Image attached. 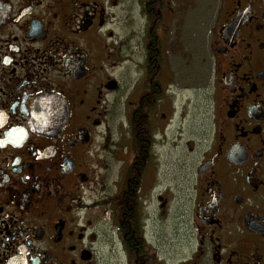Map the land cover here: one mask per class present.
I'll list each match as a JSON object with an SVG mask.
<instances>
[{"label": "flooded vegetation", "instance_id": "1", "mask_svg": "<svg viewBox=\"0 0 264 264\" xmlns=\"http://www.w3.org/2000/svg\"><path fill=\"white\" fill-rule=\"evenodd\" d=\"M175 1L0 0V264H264V0H225L210 131L167 150Z\"/></svg>", "mask_w": 264, "mask_h": 264}, {"label": "rangeland", "instance_id": "2", "mask_svg": "<svg viewBox=\"0 0 264 264\" xmlns=\"http://www.w3.org/2000/svg\"><path fill=\"white\" fill-rule=\"evenodd\" d=\"M175 5V27L170 41L174 45V52L170 51V57L173 54L172 90L176 93V101L172 122L166 129L170 139L167 150L175 137L180 138L181 144L186 146V142H195L210 131V40L226 10L225 0H176ZM180 152L181 147L178 148L179 156ZM177 154H173L171 160Z\"/></svg>", "mask_w": 264, "mask_h": 264}]
</instances>
